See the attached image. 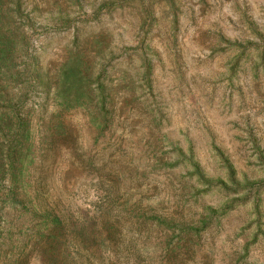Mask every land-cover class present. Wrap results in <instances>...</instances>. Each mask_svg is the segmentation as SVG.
I'll use <instances>...</instances> for the list:
<instances>
[{
    "label": "rangeland",
    "instance_id": "1",
    "mask_svg": "<svg viewBox=\"0 0 264 264\" xmlns=\"http://www.w3.org/2000/svg\"><path fill=\"white\" fill-rule=\"evenodd\" d=\"M24 6L51 89L21 202L0 185V264H264V0ZM75 57L103 114L54 97Z\"/></svg>",
    "mask_w": 264,
    "mask_h": 264
},
{
    "label": "trees",
    "instance_id": "2",
    "mask_svg": "<svg viewBox=\"0 0 264 264\" xmlns=\"http://www.w3.org/2000/svg\"><path fill=\"white\" fill-rule=\"evenodd\" d=\"M24 2L0 0V176H8L6 182H0V185L6 192L5 203L9 200L21 202L17 189L33 159L26 106L35 92L51 89L47 74L39 66L35 53L34 23ZM142 74L150 87L151 67L146 63ZM53 94L58 104L65 109L86 106L96 99L97 111L103 114L106 110L107 92L103 84L93 87L91 77L78 57L61 66ZM92 114L96 123L95 113ZM5 166L7 169L4 174ZM194 171L193 176L205 183L197 167ZM238 193L235 190L226 195Z\"/></svg>",
    "mask_w": 264,
    "mask_h": 264
}]
</instances>
